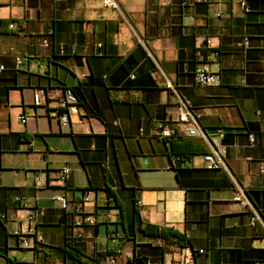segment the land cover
I'll return each mask as SVG.
<instances>
[{"label": "crops", "instance_id": "0c3cea01", "mask_svg": "<svg viewBox=\"0 0 264 264\" xmlns=\"http://www.w3.org/2000/svg\"><path fill=\"white\" fill-rule=\"evenodd\" d=\"M0 22V264H71V239L99 264H111L109 255L117 264H177L185 241L134 232L137 213L205 249L197 264H264V0H122L118 11L103 0H0ZM200 36L213 39L211 50ZM16 55L30 63L16 69ZM206 59L222 86L196 85ZM39 90L49 101L72 91L69 126L47 105L25 109ZM181 99L209 134L226 133L227 170L206 167L201 138L168 145L156 136L159 123L177 121ZM182 154L174 169L172 156ZM64 167L66 183L57 176ZM239 187L260 214L255 225L234 201ZM85 191L97 224L78 238L75 215L55 197L76 203ZM17 198L46 211L36 225L44 242L29 253L12 234L28 225ZM108 210L120 216L118 243Z\"/></svg>", "mask_w": 264, "mask_h": 264}, {"label": "built area", "instance_id": "2783aa9c", "mask_svg": "<svg viewBox=\"0 0 264 264\" xmlns=\"http://www.w3.org/2000/svg\"><path fill=\"white\" fill-rule=\"evenodd\" d=\"M122 0H103V5L106 8L114 11L120 10ZM245 12L249 11L246 3H241ZM11 25V28H14ZM45 46H49V41L45 40ZM199 47L205 50H211L213 48V39L209 36L199 37ZM98 47L101 49L102 44ZM64 52V51H63ZM75 54V53H73ZM218 55V53H215ZM99 55H102L101 53ZM16 69L23 68L26 64L30 63V57L26 55H16ZM4 70V67H0V73ZM188 72L187 65L183 69ZM196 85L205 87H219L223 84V78L220 72H215L212 69V61L206 59L201 67L195 69L193 72ZM132 79H135V75H131ZM168 89L176 92V87L172 83L166 85ZM68 96L59 97L55 101H49L45 97V92L39 90L35 96L32 105H26L25 109L30 110L32 108H38L43 105L49 107V114L51 117L59 120L61 126L67 127L70 125V105L76 102V98L71 90H68ZM55 103V105H54ZM54 105V106H53ZM177 121L174 123L161 122L157 125L156 136L162 142L168 145L177 143L185 137H198L201 138L209 147V152L203 156V160L206 167L210 170L228 169L226 157L228 154L227 146L223 143L226 138V133L223 130H219L216 133L209 134L203 125L201 124V116L196 113L189 101L181 99L177 106ZM23 124L28 122L29 117L27 114H23L19 117ZM255 135L250 134V144L253 147L255 145ZM181 157L172 156V166L177 169ZM42 172V171H40ZM40 173H37L34 177L36 184L40 183ZM71 175V170L68 167L57 172V176L60 182L66 183ZM55 200L60 204L61 209L64 211H71L75 215L73 227L77 231V237L83 238V228L89 226H95L97 224V218L87 212V205L93 201V194L90 191H86L80 201L71 203L65 195H57ZM17 203L23 209L28 211V225L14 230L13 235L18 239L20 248L23 250H32L37 244L44 242L43 234L37 229V222L41 217L46 215V211L42 208L32 207L28 203H23L22 199L17 198ZM234 201L238 203L244 210L251 211L253 213L252 224L255 225L261 220L260 214L254 208L247 192L239 187L234 194ZM138 206L141 207L142 203L138 202ZM105 221L107 225L112 229L109 233L110 237L116 242H119L120 235L116 228L120 223V216L117 213H112L110 210L105 212ZM6 219V215L0 213V220ZM264 240V239H263ZM206 254L205 249H198L193 245H187L182 247L179 252V259L177 264H197L198 260ZM109 261L111 264H117V258L115 255H109ZM146 264H151L147 261Z\"/></svg>", "mask_w": 264, "mask_h": 264}, {"label": "trees", "instance_id": "16d2710c", "mask_svg": "<svg viewBox=\"0 0 264 264\" xmlns=\"http://www.w3.org/2000/svg\"><path fill=\"white\" fill-rule=\"evenodd\" d=\"M3 25L4 24L0 22V28ZM178 157H181L180 161H182L183 159L187 158V155L182 154V155H178ZM132 228L134 232L140 231L148 237L159 238L165 241H176L183 239L185 243L182 245V247H185L187 245H192L188 241V239L183 238L182 235H180L176 231L144 222L139 213H137L134 218ZM77 246L78 243L75 239H71L67 241V247L65 249L66 260H70L71 264H99V259H97L96 257H89L88 255L82 253Z\"/></svg>", "mask_w": 264, "mask_h": 264}, {"label": "rangeland", "instance_id": "374dc122", "mask_svg": "<svg viewBox=\"0 0 264 264\" xmlns=\"http://www.w3.org/2000/svg\"><path fill=\"white\" fill-rule=\"evenodd\" d=\"M110 10H112V9H110ZM112 11H114V10H112ZM20 171H21V172H24L25 169H20ZM40 171H42V172H40ZM38 173H40L39 175L42 176V175H44V170H39ZM112 213H115V212H112ZM13 232H14V230H13ZM13 232H12V234H13ZM112 242H113V240H112ZM117 243H118V242H117ZM27 252H28V251H27ZM18 253H19L18 256H19L20 259H25V260L28 259L27 257H23V255H20V254H22L23 252H18ZM28 253H29V252H28ZM24 255H27V254H24ZM27 256H28V255H27Z\"/></svg>", "mask_w": 264, "mask_h": 264}]
</instances>
